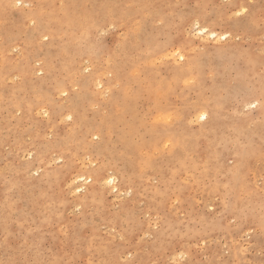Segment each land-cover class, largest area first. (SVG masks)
I'll return each instance as SVG.
<instances>
[{
    "label": "rangeland",
    "instance_id": "374dc122",
    "mask_svg": "<svg viewBox=\"0 0 264 264\" xmlns=\"http://www.w3.org/2000/svg\"><path fill=\"white\" fill-rule=\"evenodd\" d=\"M0 264H264V0H0Z\"/></svg>",
    "mask_w": 264,
    "mask_h": 264
},
{
    "label": "bare ground",
    "instance_id": "6f19581e",
    "mask_svg": "<svg viewBox=\"0 0 264 264\" xmlns=\"http://www.w3.org/2000/svg\"><path fill=\"white\" fill-rule=\"evenodd\" d=\"M30 17V16H29ZM28 18V17H27ZM32 18V17H31ZM33 19V18H32ZM199 30L203 33L204 36H207V37H213V39H219L221 38L225 33H218L216 30H213V29H209V28H206L205 26H201L199 27ZM43 33V32H42ZM202 36V37H204ZM205 38V37H204ZM218 42V41H217ZM30 54V53H29ZM175 56V55H174ZM180 57H184L183 55L180 54ZM178 59V58H177ZM98 81V80H97ZM195 114V113H194ZM199 115V116H198ZM204 116V119L206 118V111H202L200 112L199 114H197L198 116V119L200 120V117L201 116ZM69 116V115H68ZM71 116V115H70ZM193 117V116H192ZM203 119V120H204ZM206 121V120H205ZM99 168V167H98ZM97 168V169H98ZM96 170V169H95ZM104 170V169H103ZM96 172H98V170H96ZM91 173V172H90ZM99 173V172H98ZM116 173V172H115ZM117 174V173H116ZM97 175V174H96ZM95 176V175H94ZM117 176H114L113 174H110V175H107L105 176L103 179L105 180V182L107 183V186L110 184V182H115L114 180L116 179ZM78 178H81L82 180H86V177L85 178H82V177H78ZM89 178V177H88ZM102 179V180H103ZM100 183V182H99ZM109 183V184H108ZM116 184L113 185V187L116 188ZM80 188V187H79ZM90 188V187H89Z\"/></svg>",
    "mask_w": 264,
    "mask_h": 264
},
{
    "label": "snow or ice",
    "instance_id": "6c2138e0",
    "mask_svg": "<svg viewBox=\"0 0 264 264\" xmlns=\"http://www.w3.org/2000/svg\"><path fill=\"white\" fill-rule=\"evenodd\" d=\"M181 59H183V57H181ZM253 106H254V105H253ZM200 119L203 120V119H204V116L202 115V116L200 117Z\"/></svg>",
    "mask_w": 264,
    "mask_h": 264
}]
</instances>
